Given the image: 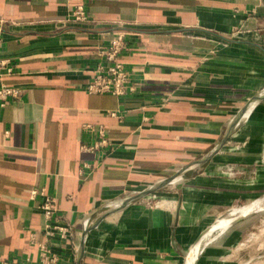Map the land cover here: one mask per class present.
<instances>
[{"label":"crops","instance_id":"crops-1","mask_svg":"<svg viewBox=\"0 0 264 264\" xmlns=\"http://www.w3.org/2000/svg\"><path fill=\"white\" fill-rule=\"evenodd\" d=\"M74 3L0 0V59L13 66L0 85L23 89L0 100V260H38L48 196L72 229L52 241L58 264H185L201 239L195 264H252L241 233L256 212L210 236L264 197V100L207 163L154 193L158 206L153 194L125 202L210 153L264 89V0H84L87 22L68 20ZM117 31L140 91L89 93ZM87 124L103 126L114 149L86 150Z\"/></svg>","mask_w":264,"mask_h":264},{"label":"built area","instance_id":"built-area-1","mask_svg":"<svg viewBox=\"0 0 264 264\" xmlns=\"http://www.w3.org/2000/svg\"><path fill=\"white\" fill-rule=\"evenodd\" d=\"M75 3L70 9L68 20L76 22H87L89 17L86 10L84 0H72ZM2 43L1 27H0V46ZM126 34L123 31L114 33L108 44L99 49L100 62L94 69V73L87 84V91L94 94H112L116 97H129L136 95L140 91V84L134 78L133 72L128 69L125 63L120 59L121 53L127 48ZM13 72L11 60L0 59V76ZM23 89L17 85L1 84L0 100L2 103L9 99H18ZM113 115L116 113L111 112ZM85 129L90 133L94 142L91 145H84L88 151L104 154L114 149V141L108 136L107 130L100 126L98 128L91 124L85 125ZM90 164H86L85 168H90ZM223 171L229 175L242 172L240 167L233 164H226L222 167ZM83 171V170H82ZM43 190L41 193L43 194ZM37 193V190L31 191V197ZM150 207L159 205V200L155 194L148 200ZM45 218L44 235L45 240L38 242V260L26 259L24 261L17 260H0V264H58L60 255L54 248L52 241L55 239H65L71 235V226L68 223H62L57 217L56 200L46 197L40 205ZM34 239V238H33Z\"/></svg>","mask_w":264,"mask_h":264},{"label":"water","instance_id":"water-1","mask_svg":"<svg viewBox=\"0 0 264 264\" xmlns=\"http://www.w3.org/2000/svg\"><path fill=\"white\" fill-rule=\"evenodd\" d=\"M262 100H264V89H262L257 95H255L251 99H249V101H247V103H245V105L232 117V119L230 121V125L227 129L225 136L223 137L221 142L214 149H212L210 151V153H208L207 155L191 162L189 165L183 167L182 169H180L178 172L171 175L170 177H167L161 181H158L154 184H151V185L145 187L144 189L139 191L136 195L130 197L125 203L135 201L139 198H143V197L148 196L150 194H154L157 191L163 189L168 184L174 182L177 178L181 177L189 169H193L197 165H202V164L207 163L213 157V155L220 150V148L225 144V142L228 140V138L233 134L235 128L240 123V120L242 119V117L245 116L247 112H249L258 102H260ZM255 212H257V211H251L250 213H248L242 217H240V216L236 217V218L232 219L230 224L235 223L237 221H240L242 219H245L246 217L252 215ZM83 247H84V243L81 244L82 250H83Z\"/></svg>","mask_w":264,"mask_h":264},{"label":"rangeland","instance_id":"rangeland-1","mask_svg":"<svg viewBox=\"0 0 264 264\" xmlns=\"http://www.w3.org/2000/svg\"><path fill=\"white\" fill-rule=\"evenodd\" d=\"M245 116L242 117V119L240 120L241 122L245 119ZM262 205H263V208L254 210L257 212L253 214L252 216H250V218H248L247 220L245 219L246 222L244 223H246V226H244L245 228L241 233V238H242V243H243L241 246L242 252L245 254H249V253L252 255L256 254L258 256L257 259L252 264H264V199L262 201ZM243 207L245 206L238 207V208L241 209ZM235 210L236 209L231 210V213L229 211L226 214V216H229V218L232 217L230 218L231 221L232 219L236 217H239V216L242 217L241 211L235 212ZM242 221H244V219H242ZM227 227H229V225ZM220 231L221 230L217 231V233ZM217 233L215 232L214 235H212L211 237H215ZM198 261H197V264L200 263Z\"/></svg>","mask_w":264,"mask_h":264},{"label":"bare ground","instance_id":"bare-ground-1","mask_svg":"<svg viewBox=\"0 0 264 264\" xmlns=\"http://www.w3.org/2000/svg\"><path fill=\"white\" fill-rule=\"evenodd\" d=\"M263 199H264V197H262L260 199H257L253 203L248 204V206H245V207H243L241 209H239V208L236 209L235 212L236 211L237 212L241 211L242 216H244V215L250 213L251 211H254L256 209H261V208H263V205H262ZM241 213H240V215H241ZM230 218H232V217H230ZM230 218L227 217V218H224L223 220H220V222H218V224H216V225L213 226V229H220V230H222V229L226 228L230 224V222H231V219ZM206 238H207V234H206ZM204 244L205 243H204L203 239H201L199 242L196 243V245L192 248V250L190 251L189 255L187 256V259H186V263L185 264H195V262H196V260H197V258L199 256V254L201 253V251H202V249L204 247Z\"/></svg>","mask_w":264,"mask_h":264}]
</instances>
